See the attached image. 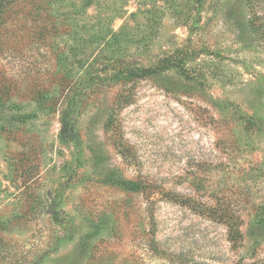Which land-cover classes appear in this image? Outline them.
Instances as JSON below:
<instances>
[{"label": "rangeland", "instance_id": "obj_1", "mask_svg": "<svg viewBox=\"0 0 264 264\" xmlns=\"http://www.w3.org/2000/svg\"><path fill=\"white\" fill-rule=\"evenodd\" d=\"M0 264H264V0H0Z\"/></svg>", "mask_w": 264, "mask_h": 264}, {"label": "trees", "instance_id": "obj_2", "mask_svg": "<svg viewBox=\"0 0 264 264\" xmlns=\"http://www.w3.org/2000/svg\"><path fill=\"white\" fill-rule=\"evenodd\" d=\"M110 61H112V59L110 58ZM101 75H98L101 78ZM149 76V72L145 69H135L130 65H122L119 67V69L113 74V76L110 79V83L111 84H116V85H120L123 87V90L121 93H119L118 97H117V102L120 103L121 105L125 104L127 105L130 102V99L133 97V92H134V87L135 85L139 82L142 81L144 79H147ZM96 85V84H102L101 81L97 82H92L89 83L88 85ZM63 87H67L69 88V91L74 87L75 85H73L72 83H64L62 84ZM66 88V89H67ZM76 100L75 97L72 94H67L66 97V102L65 105L61 111V121H60V126H61V130H60V134L62 135V138L66 135H68V137H66V143H69L70 141H73V137H70V133L72 132L73 129V122L71 120V117L74 113V108L76 106ZM115 126V123L112 119V117L110 116V131L111 129ZM120 187L122 188L123 191L127 192V193H147V189L143 186L142 182L140 181H130V180H124L121 179V183H120ZM222 220L226 221V222H235V223H229V224H236L237 227H233L231 229H234L233 231H230L229 233V237L230 239L233 238V235L235 237V239H242L243 234L240 231V227H239V222L238 220H234L233 217H230L229 215H226L224 217H221ZM235 225V226H236ZM232 227V226H231ZM230 229V230H231Z\"/></svg>", "mask_w": 264, "mask_h": 264}]
</instances>
